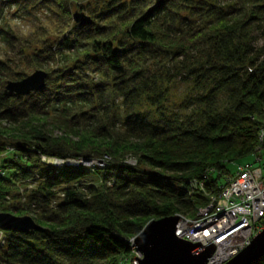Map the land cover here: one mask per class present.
I'll use <instances>...</instances> for the list:
<instances>
[{"label":"trees","instance_id":"1","mask_svg":"<svg viewBox=\"0 0 264 264\" xmlns=\"http://www.w3.org/2000/svg\"><path fill=\"white\" fill-rule=\"evenodd\" d=\"M80 1L0 0V12L42 8L62 31ZM86 17L30 56L38 68L63 58L40 91L6 99L0 84V125L14 127L5 135L0 126V213L33 214L41 228L2 232L0 264H119L148 221L194 217L205 194L263 146L264 0H111ZM177 76L195 90V120L153 123L136 112L143 100L157 111L161 85ZM49 117L59 136L44 129ZM40 157L105 166L53 167ZM90 175L100 183H80ZM204 177V192L189 195ZM8 197L17 203L5 206Z\"/></svg>","mask_w":264,"mask_h":264},{"label":"rangeland","instance_id":"2","mask_svg":"<svg viewBox=\"0 0 264 264\" xmlns=\"http://www.w3.org/2000/svg\"><path fill=\"white\" fill-rule=\"evenodd\" d=\"M109 1L111 2V0H82L78 4L72 2L69 4V15L72 16L73 13L77 12L94 19V17H96L100 11L106 7ZM123 1L128 2L129 0ZM233 1L234 0H216V2H218L219 6L221 7L231 5ZM72 23L60 31V24L55 19H53L45 9H37L32 16H26L15 5L3 6L0 12V84L4 82L5 85L7 82L11 81L10 79H5V73H13L15 76L17 75L15 81H20L21 79L31 75L34 71H42L46 73V70L48 69L54 70L60 67L58 65L63 62V58H61L62 56L58 55L43 63L40 68L31 66L28 62L30 56L35 53L36 50L42 49L45 45L53 46L55 45L56 39L62 40L65 36H68L67 34L71 29ZM7 33H9L13 39H9L8 35H6ZM253 36L257 40L255 45H260L262 42L261 35L255 33ZM68 37L70 38L71 36ZM67 55L71 58L73 57V54ZM69 66L71 67V64ZM94 80H97L96 77H94ZM161 89L164 91V98L160 108L157 111H155L154 108L150 107L147 102L143 100L136 108V112L141 113L142 116H145L153 123H156L160 120L164 123H182L187 119L195 120L198 117V114L196 113L197 107L192 100L195 96V90L193 89L190 82L183 81L180 76H177L169 82L163 83L161 85ZM221 103L222 102H220L219 106ZM51 121L53 120L49 117L47 120L49 125L46 122H43L44 129L50 132L53 137L59 136L60 131L58 129H54V126H50L52 125L50 124ZM40 122L41 120L39 123ZM0 126L7 130L5 131V135L9 134L10 129L14 128L8 127V125L5 123H1ZM9 143L6 144L9 145ZM5 154H11L10 148H7ZM63 161L65 162L66 160ZM71 161L73 162H70V164H74L76 162L72 159ZM95 161L96 163H102L100 160L98 162L97 160ZM95 161H82L81 163H83V166H91L94 165L93 163ZM242 162L250 164L254 167H258L261 170V182L264 186V142L263 146L260 148L255 157L251 156L247 159H244ZM47 163V165L53 167L57 165L53 160H50ZM124 163L130 165L135 164L133 159L129 157L124 160ZM102 164L105 166L104 163ZM95 167L98 169L103 168L98 167L97 165ZM80 183L96 185L99 184L100 181L97 176L90 175L81 180ZM18 193L23 195L22 188L19 189ZM19 201L21 203L23 202L22 197L19 199ZM19 201L18 203H20ZM15 203L17 202L10 200L9 197L5 200V206L6 204L8 206L14 205ZM8 214L14 216L11 213ZM26 216L32 219L34 215L30 214ZM132 238L128 240L129 243H131ZM1 240L2 234H0V241ZM130 249L132 250L131 257L120 259L119 264H136L133 258L138 259L140 258V255L135 252L132 243Z\"/></svg>","mask_w":264,"mask_h":264},{"label":"built area","instance_id":"3","mask_svg":"<svg viewBox=\"0 0 264 264\" xmlns=\"http://www.w3.org/2000/svg\"><path fill=\"white\" fill-rule=\"evenodd\" d=\"M258 140L263 143V130L258 134ZM40 161L47 163L44 157H40ZM53 161L57 164L55 167L83 166L82 161L74 164H70L73 161L69 159L65 162ZM93 164L103 167L102 163ZM205 184H209L206 177L201 182H192L190 187L192 191H203ZM216 187L217 193L205 194L206 202L197 208L194 217L176 215L178 221L173 233L179 240L190 244L199 243L195 252L201 251L208 243L212 244L213 253L205 264L226 263L247 247L264 226V186L258 167L247 163L236 165L233 173L224 176ZM218 220L225 223L221 232L211 228Z\"/></svg>","mask_w":264,"mask_h":264},{"label":"water","instance_id":"4","mask_svg":"<svg viewBox=\"0 0 264 264\" xmlns=\"http://www.w3.org/2000/svg\"><path fill=\"white\" fill-rule=\"evenodd\" d=\"M73 23L84 26L89 23L88 17L81 13H73ZM45 73L34 71L20 81H9L3 87V96L7 99L16 96H27L31 92H38L44 86ZM177 216L151 220L147 222L132 240V246L140 258L137 264H205L214 246L205 245L199 252L195 250L199 243L190 244L174 236ZM41 230L31 218L27 216L15 217L8 213H0V231L25 233ZM264 258V226L257 233L249 245L224 264H258Z\"/></svg>","mask_w":264,"mask_h":264},{"label":"bare ground","instance_id":"5","mask_svg":"<svg viewBox=\"0 0 264 264\" xmlns=\"http://www.w3.org/2000/svg\"><path fill=\"white\" fill-rule=\"evenodd\" d=\"M14 82V81H13ZM47 159H53V160H55V161H60V160H57V159H54V158H45V160L47 161V162H49V160H47ZM43 163V162H42ZM44 164H46V163H44ZM204 188H203V191L202 192H204ZM193 194V191H191L190 193H189V195H192ZM28 217V216H27ZM224 226H225V223L223 222V221H221V220H218L217 222H214L212 225H211V228H213V229H216L217 230V232H221L220 231V229L221 228H224ZM0 234H2V232L0 231ZM196 240H197V237L195 238ZM213 253V252H212ZM212 253H211V255H212ZM211 255L209 256V258L211 257Z\"/></svg>","mask_w":264,"mask_h":264}]
</instances>
